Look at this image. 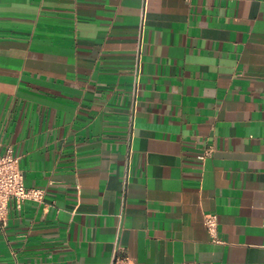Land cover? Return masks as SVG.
Wrapping results in <instances>:
<instances>
[{
    "label": "crops",
    "instance_id": "1",
    "mask_svg": "<svg viewBox=\"0 0 264 264\" xmlns=\"http://www.w3.org/2000/svg\"><path fill=\"white\" fill-rule=\"evenodd\" d=\"M7 148L0 264H264V0H0Z\"/></svg>",
    "mask_w": 264,
    "mask_h": 264
},
{
    "label": "built area",
    "instance_id": "2",
    "mask_svg": "<svg viewBox=\"0 0 264 264\" xmlns=\"http://www.w3.org/2000/svg\"><path fill=\"white\" fill-rule=\"evenodd\" d=\"M205 150L201 156L207 154ZM44 191L40 188H27L23 183V176L18 166V158L13 156L10 148L0 153V228L6 225L8 214V202L14 199L21 203L25 200L41 202ZM217 218L214 214L204 216V226L213 240L216 238ZM109 264H135L128 257L115 256ZM180 264H215L214 262L191 261Z\"/></svg>",
    "mask_w": 264,
    "mask_h": 264
}]
</instances>
